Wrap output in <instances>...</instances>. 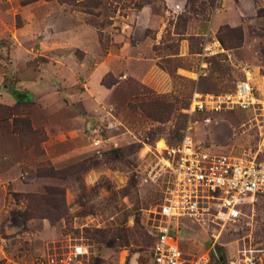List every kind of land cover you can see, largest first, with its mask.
Here are the masks:
<instances>
[{"label":"rangeland","instance_id":"rangeland-1","mask_svg":"<svg viewBox=\"0 0 264 264\" xmlns=\"http://www.w3.org/2000/svg\"><path fill=\"white\" fill-rule=\"evenodd\" d=\"M242 80L253 108L191 109ZM184 135L264 162V0H0V264L74 243L71 264H150L162 194L142 173ZM240 210L174 224L179 248L264 260V195Z\"/></svg>","mask_w":264,"mask_h":264},{"label":"built area","instance_id":"built-area-1","mask_svg":"<svg viewBox=\"0 0 264 264\" xmlns=\"http://www.w3.org/2000/svg\"><path fill=\"white\" fill-rule=\"evenodd\" d=\"M218 49L216 39L202 45L204 55L215 54ZM255 100L253 87L248 80H242L232 91L192 93L190 107L208 112L249 109L254 107ZM161 150L162 155L145 167L141 177L143 182L158 184L162 194L152 210L156 224L152 230L150 264H216L205 253H183L173 231L174 224L183 220L206 221L223 228L237 221L245 199L264 195V162L208 151L188 135L172 145H163ZM250 251H239L227 264H264L261 257ZM88 252L87 245L74 243L65 250L39 255L33 264H71Z\"/></svg>","mask_w":264,"mask_h":264},{"label":"water","instance_id":"water-1","mask_svg":"<svg viewBox=\"0 0 264 264\" xmlns=\"http://www.w3.org/2000/svg\"><path fill=\"white\" fill-rule=\"evenodd\" d=\"M15 97H16L17 99L21 100V99H25V98H27V94H26V93H23V92H17V93L15 94Z\"/></svg>","mask_w":264,"mask_h":264},{"label":"flooded vegetation","instance_id":"flooded-vegetation-1","mask_svg":"<svg viewBox=\"0 0 264 264\" xmlns=\"http://www.w3.org/2000/svg\"><path fill=\"white\" fill-rule=\"evenodd\" d=\"M210 253H211V254H210L211 256H216V257H217V259L221 261V257H218V256L216 255V253H215V250H214V249H211V250H210Z\"/></svg>","mask_w":264,"mask_h":264},{"label":"trees","instance_id":"trees-1","mask_svg":"<svg viewBox=\"0 0 264 264\" xmlns=\"http://www.w3.org/2000/svg\"><path fill=\"white\" fill-rule=\"evenodd\" d=\"M221 263V262H220Z\"/></svg>","mask_w":264,"mask_h":264}]
</instances>
